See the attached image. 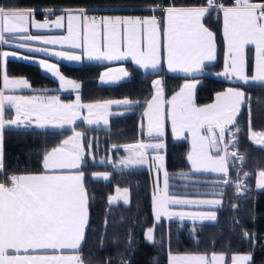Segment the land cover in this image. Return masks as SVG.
Listing matches in <instances>:
<instances>
[{
  "label": "snow or ice",
  "instance_id": "1",
  "mask_svg": "<svg viewBox=\"0 0 264 264\" xmlns=\"http://www.w3.org/2000/svg\"><path fill=\"white\" fill-rule=\"evenodd\" d=\"M207 7H177L153 4L149 11L160 10L164 14L165 26L161 35L160 21L155 15L148 17L131 16H89L85 8L67 9L68 35L58 38H45L25 35L24 40H42L45 44H69L73 49H81L89 60H123L131 58L144 69L156 70L161 64V40L166 54L167 67L172 72L192 74L202 71L206 61L215 59L214 34L202 23L203 18L218 7L223 12L224 37L227 42L225 70L218 75L235 78L247 85L264 84V2L253 0H233L231 5L217 4L216 0H207ZM34 9L8 8L0 5V42L7 44L16 33H27L31 24L35 28H45L48 21L37 23ZM47 11H52L48 9ZM64 16H57L54 24L63 26ZM82 29V31H81ZM255 49V72L247 75L246 47ZM19 47H25L20 44ZM31 50V49H30ZM47 52V49H35ZM51 55L77 61L80 55L68 52H51ZM16 53L3 52L6 58ZM27 59V57H25ZM41 68L59 78L61 86L69 85L78 89L75 81L66 80L55 64L40 60ZM128 72L121 68L103 73V82H112L127 77ZM24 78H9L3 74V90H0V174L4 171L3 131L6 126H29L39 128L48 126L63 128L72 125L78 118V110L86 107L88 124L98 123L101 119L108 123L109 108L112 104L128 105L131 101H104L96 104L81 105L79 96L73 104H63L58 97H23L5 95L4 90L29 88ZM156 94L148 102L147 135L154 143L138 142L125 145L129 155L119 161L125 167L148 163V149L156 153L151 157L157 172L164 168V156L161 151L165 145L164 110L162 105L163 84L153 81ZM196 82L185 83L167 103L171 106L167 113L171 120L172 131L179 137L187 131L192 135V151L187 159L194 172H218L228 174L229 157L241 162L243 156L237 151L229 152L236 144L235 132L232 139L226 141L230 126L236 124L240 107L245 101V92L230 87L217 93L215 103L197 107L193 95ZM5 105L14 110V117L6 118ZM239 129H236L238 132ZM82 133L73 129V135L63 140L59 146L46 151L43 156L41 173L10 175L0 181V264H84L79 255L85 240L88 226V195L85 188L84 148L81 144ZM264 136V133L251 132L250 138ZM90 147V145H89ZM117 147V146H114ZM215 149V155L212 150ZM223 153V154H221ZM111 163V161H108ZM97 179H109V173H94ZM261 181L258 187H264V170L260 171ZM229 181L224 180L227 184ZM117 197H110L113 203L120 195L125 198L128 189H117ZM127 202V199H125ZM219 205L220 200H188L172 197L168 194V173L164 172V188L158 189L153 196V208L156 220L162 216L192 220H215V212L191 213L171 211L170 205ZM153 229L146 234L153 241ZM249 234L246 232L245 236ZM51 250L59 254H41ZM71 250L73 254H63ZM170 264H223L224 256L213 254L211 260L205 255H186L169 257ZM250 255L233 256L232 264H250Z\"/></svg>",
  "mask_w": 264,
  "mask_h": 264
},
{
  "label": "trees",
  "instance_id": "2",
  "mask_svg": "<svg viewBox=\"0 0 264 264\" xmlns=\"http://www.w3.org/2000/svg\"><path fill=\"white\" fill-rule=\"evenodd\" d=\"M264 1V0H253ZM216 3L231 5L233 0H216ZM153 4L175 6L207 5V0H0L8 8H108L111 13H150ZM162 15L160 10H156ZM217 41L216 62L208 67H219L222 60L223 37L221 32V10L216 7L204 17ZM8 46V45H4ZM61 71L81 82L80 97L83 101H96L127 97L135 104L131 111L110 116L109 127H83V141L86 146L85 188L88 195L89 219L85 240L79 255L84 264H167L172 252H197L225 254L226 264L235 253L249 254L250 264H264V188L255 184L256 172L264 169V147L255 145L248 136L249 129L264 131V84L233 82L216 76L173 74L159 69L143 71L130 62L125 65L128 77L116 84L102 85L97 82L100 70L106 65L100 62L83 61L69 63L60 61ZM253 64V51L247 50V71ZM7 72L10 75L25 76L33 87L56 86L57 82L44 74L38 65L9 59ZM163 78L167 96L174 93L187 78L199 80L195 88V102L205 104L213 99L215 92L227 86L241 88L245 101L240 107L236 124L230 126L226 141L235 132L236 144L233 149L243 156V161L229 157L228 174L217 175L190 171L187 159L189 142L186 138L175 139L169 127L165 132V169L168 173L169 193L209 196L207 181L196 180L188 185L180 176L185 173L196 178L227 179L221 184V202L214 207L216 219L212 221L184 219L178 217L162 219L154 224L151 209L153 189L152 170L145 167H114L105 161L107 154L117 161L125 153V145L147 139L140 127L142 110L153 93L151 81ZM1 88V77H0ZM11 110L5 112L10 117ZM239 129L236 132V129ZM70 129H39L6 127L3 131L4 174L34 172L42 169L45 152L65 136ZM90 145V147H89ZM117 146V147H114ZM106 154L103 161L98 157ZM110 171L108 180L91 177L94 170ZM1 179V174H0ZM193 183V184H192ZM115 185L125 186L130 192L128 204H109L108 194ZM223 185V186H222ZM207 188V189H206ZM154 226V239L144 237L146 228ZM248 236H245V233Z\"/></svg>",
  "mask_w": 264,
  "mask_h": 264
},
{
  "label": "crops",
  "instance_id": "3",
  "mask_svg": "<svg viewBox=\"0 0 264 264\" xmlns=\"http://www.w3.org/2000/svg\"><path fill=\"white\" fill-rule=\"evenodd\" d=\"M253 2L260 3V2H264V1H253ZM201 6L202 7H207L208 5L177 6V7H201ZM226 6H228V5H226ZM67 9H79V8L53 9V11H49L50 13H47V12H45L42 9H34L35 10L34 11V20L37 23H43L45 20H47L48 21V26L47 27H45V28H35V27H32L31 24H29L27 33H16V34H13L9 38V42L7 44L0 42V53H3V52L16 53L15 56L9 55L6 58L0 56V77H1V88H0V90H3V74H4L5 71L7 72V61L9 59H14V60H21V61H25V62H29V63H33V64L38 65L39 68L41 69V71L44 74L48 75L49 77H51L52 79H54L57 82V85L56 86L33 87L31 85V83L29 82V80L25 76H22V75L13 76V75L8 74V72H7V75L9 76L10 79L11 78H24V79H27L29 84H30V87L29 88L16 89L14 91L4 90L5 95H16V96H23V97H41V98H44V99H48L50 97H58L59 101L61 103H63V104H73V103H75L76 100H77V96H79V102H80L81 105L96 104L98 102H104V101H120V100H124V99H127V100L131 101V103L128 104V105L112 104L110 106L109 110H108L109 111V115L107 117V119H108V123L107 124H105L102 119L98 123L88 124L86 119H85V117L89 116L88 109L86 107H82V108H80L78 110V118L75 120V123L72 124V125H65L63 128L52 127V126H48V127H45V128H39L35 124L29 125L27 127H25V126H21L20 127V128L70 129L71 130L69 135L65 136L60 142H58L54 146L50 147L47 151H50L53 147L59 146L62 143L63 140L67 139L69 136H72L73 135V129L76 132H80V133H82L84 135V131L82 129L84 126L85 127H104V128L109 127L110 116H112L114 114H122V113L129 112V111H131V108H129V106H131V105L136 103V101H132V100H130L127 97H117V98L103 99V100H96V101H83V100H81V97H80L81 82L79 80H77V79H74L72 77L66 76L60 69V64H59L60 61H65V62H69V63H81L83 61L105 63L106 65L100 70L99 75L97 77V82L99 84H102V85L116 84V83L126 79L128 76L120 78V79L112 81V82H107V83L103 82L100 79L101 75L103 73L109 71L110 69L111 70H119V69L123 68V69H125L128 72L127 66L125 65L126 62L132 63L133 65L139 67L143 71H156V70H159V69H163L164 71H166L168 73L182 74V75H187V76L197 75L199 73H207V74L216 76V77L224 79V80H229V81H233V82H241V83H243L242 81L236 80L234 77L229 79V78H226L224 76L218 75L219 73H222L225 70L226 54H227V42H226L225 37H224V20H223V12L222 11H221V32H222V37H223V50H222V60H221L220 66L219 67H215V68L208 67V66L213 65L216 62L218 48H217V41H216L215 33H214V31L211 28H209L205 24L204 18H203L202 23L204 24V26L206 28H208V30L211 31L214 34V38H215V59L212 60V61H206L205 62V66H204L202 71L194 72L192 74H186V73L180 72V71L172 72V71L168 70L166 54H165L164 49H163V39L161 40V64H160V67L158 69H156V70L141 68L139 65L135 64V62L130 57L127 58V59H123V60H112V61H108V60H89L86 56H84L82 54V50L81 49H73V48H71V46L69 44L52 45V44H45V43H43L42 40H24V39H21V37H23L25 35L40 36V37H45V38H58V37L67 36L68 35V30H67L68 29V20H67V13L65 11ZM152 12L153 11H151L150 13H142V14H140V13H111L109 11H103V10H97V11L88 10L87 15L96 16V17H100V16H131V17H137L138 16V17L143 18V17L151 16ZM57 16H64V20L62 22L63 26L60 27V28H57L55 26V24H54V21L56 20ZM159 21H160L161 35H162L163 28H164L165 23H166L163 12H162V15H160ZM81 31H82V29H81ZM20 44H24L25 47H23V48L19 47ZM4 45H8V46H4ZM249 47H251L252 51H253V64H252V68H251L250 72L247 71V67H246V73H247V75L252 76L254 74V72H255V62H254L255 49H254V46H252V45H249V46L246 47V59H247V50H248ZM35 49H47L48 51L47 52L35 51ZM51 52L74 53V54L80 55L81 59L77 60V61L68 60V59H65L63 57L51 55L50 54ZM25 57H27V59H25ZM40 60H46L48 63L55 64L57 66V68L60 70V74L63 75L66 80L75 81L76 83H78L80 85V87L78 89L72 88L69 85H65L64 87H62L61 86V82H60L58 77L53 76L51 73L47 72L46 70H44L43 68L40 67V65H39V61ZM157 79L161 80L162 84H163L162 77L157 76L151 82L152 87H153V81H155ZM188 82H196V86H197V84L199 83V80L196 79V78H187V79H185L182 82V84L179 87V89H177L174 93H172L169 96H167L165 94V90H164L163 99H164L165 103L162 105V107H163V110H164V133L166 132V128L169 127V129L171 130V133H172V135H173V137L175 139L186 138L188 140V142H189L190 147H192V144H191L192 138H191V135L189 137V132L185 131L179 137L174 135V133L172 131L171 120L167 116V113H168V111L170 110V107H171L167 103V101H170L172 99V97L176 93H178L180 91L182 86L185 83H188ZM230 87H235V86H227L225 89L215 92V94L213 96V99L210 102L205 103V104H197L195 102V90H194V95H193L194 103H195V105L197 107H203L205 105L213 104V103H215L217 93L224 92ZM235 88H238V87H235ZM163 89H164V84H163ZM239 89L242 90L241 88H239ZM155 94H156L155 88L153 87V93L150 96V98L147 100V102L145 104V107L142 110V116H141V120H140V127L143 129L144 134H145L147 139H145V140H137V141H134L132 143H128L126 145H135L138 142H143L145 144L156 142L155 140L151 139L147 135L148 117L144 115V113L147 111L148 102L152 100V97ZM5 109L6 110L7 109L11 110V115L8 118L14 117L15 110L10 105H5ZM6 127H16V126L13 125V126H6ZM251 132L264 133V131L249 129V132H248L249 139L255 145L264 147V136H256V137L250 138ZM83 135L81 137V141L80 142L83 145L84 155H85L86 146L84 145ZM164 136H165V134H164ZM164 136L162 138V141H163V143H164V145L166 147ZM165 147L160 153L161 155L164 156V168L161 169L159 172H157L156 168L152 165V162H151V157L156 155V153L153 152L152 149H148V157H149L148 163H145L144 165L129 166V167H145V168H150L152 170L153 189H152V197H151V209H152L154 224L159 223L162 219H168V217L162 216L161 219L159 221H157L156 220V216H155V211H154V208H153V196L157 194V190L158 189L162 190L164 188V172L166 171V169H165V159H166ZM212 154L213 155L216 154L215 153V149L212 150ZM221 154H223V153H221ZM128 155H129V152L126 151V149H125V153L121 157H119L117 159V161H114L110 156L108 158H106L107 161L106 160L105 161L106 162L111 161V163H113L114 167H125L122 164H119V161L121 159H123L124 157L128 156ZM103 160H104V158L99 160V161H103ZM42 163H43V159H42ZM189 164H190V162H189ZM262 170H258L256 172L255 184H256V187L258 189L264 188V187H258V176H259L260 171H262ZM42 171H44L43 167L39 171L21 172V173H14V174H16V175H20V174H36V173H41ZM190 171L194 172L192 170L191 164H190ZM104 172L109 173V178H110V171L106 170V169H100V170L92 171L91 172V177L97 179L93 174L94 173H104ZM201 173H204V172H201ZM206 173H213V172H206ZM213 174H216V173H213ZM217 175H222V174H217ZM7 176H8L7 174L2 173L0 181H4ZM101 180H104V179L101 178ZM117 189L123 190V189H128V188L125 187V186H121V185H115L113 190L107 196L108 203H109V198L110 197H117V195H118ZM168 194H169V196H173V195L174 196H178V195H180V194H175V193H169V188H168ZM202 197H204V196H202ZM125 199H127V202H125ZM129 201H130V192H129V189H128V194H127L126 198L123 195H120V197L117 200H115L113 203H109V204H116V203H119V202L120 203H124V204H128ZM199 206H201V205H191V206H187L185 209H188V208L190 210L197 209V211H199V210H201V211L208 210V209H198ZM182 210H184V207L182 205H178V211L177 212H181ZM88 218H89V208H88ZM186 219H189V218H186ZM149 229H153L154 230V226H150V227L145 229V231H144L145 239H147L146 234L148 233ZM153 233H154V231H153ZM41 254L52 255V254H59V253H53L51 250H49L48 252L41 253ZM63 254L71 255L73 253H72L71 250H65V252Z\"/></svg>",
  "mask_w": 264,
  "mask_h": 264
},
{
  "label": "rangeland",
  "instance_id": "4",
  "mask_svg": "<svg viewBox=\"0 0 264 264\" xmlns=\"http://www.w3.org/2000/svg\"><path fill=\"white\" fill-rule=\"evenodd\" d=\"M217 4H219V3H217ZM85 9H87V8H85ZM102 9L105 10V9H108V8H102ZM190 135H191V133H189V137H190ZM191 138H192V135H191ZM191 144H192V141H191ZM191 151H192V147H190V145H189V149H188V152H187V156H188V153H190ZM105 156H106V154L101 155V156L98 157V159L101 160V159L105 158ZM109 156H110V154H107L106 157L108 158ZM204 173H206V172H204ZM213 173L222 174V173H218V172H213ZM183 174L184 175H181L180 176L182 179L185 180L183 182V185H185V186L191 185L189 183L192 182V181H196V180L207 181V183H208L207 184V187H208V190L207 191H208V193H212L213 195H209V196L202 197V196H193V195H188V194H182V195H178V196H174L173 195L172 197H179L181 199H188V200H194V201H196V200H220V202H221L220 197L217 196V195L220 194V190H221V184L220 183L224 184V180L223 179H219V178H206V179L205 178H196V177H193V176H188L185 173H183ZM260 181H261V178H260V176H258V185H259ZM168 186H169V181H168ZM215 193H218V194L216 195ZM192 205H196V204H192ZM182 206L184 207V210H182L181 212H191V213H202L203 212V213H207V212H214V207H216L217 205H215V206H212V205H201V206H199V208L197 207L198 209H208L206 211H201V210L197 211V209L190 210L189 208L188 209H185L187 206H191V205H182ZM170 210L171 211H178V205H170ZM203 221H212V220H203ZM213 254L223 255L224 258H225V254L222 253V252H214V253H211L209 255L204 254V253H197V252H172L168 256L167 264H170V259H169L170 255L171 256L205 255V256L208 257L209 260H211V256ZM243 255H249V254L235 253V254H233L231 256V261L228 264H232V257L233 256H243ZM223 264H226V260L225 259H224Z\"/></svg>",
  "mask_w": 264,
  "mask_h": 264
},
{
  "label": "built area",
  "instance_id": "5",
  "mask_svg": "<svg viewBox=\"0 0 264 264\" xmlns=\"http://www.w3.org/2000/svg\"><path fill=\"white\" fill-rule=\"evenodd\" d=\"M48 9H51V10L53 11V8H44L43 10H44L45 12H47V13H50L49 11H47ZM152 15L157 16L158 19L160 18V13L157 12V11L153 12ZM13 174H14V173H9L8 176L13 175Z\"/></svg>",
  "mask_w": 264,
  "mask_h": 264
}]
</instances>
